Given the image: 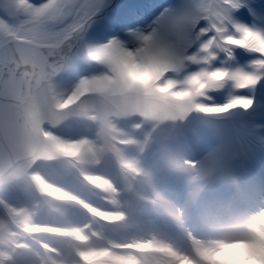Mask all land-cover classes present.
Returning <instances> with one entry per match:
<instances>
[{"label": "clouds", "instance_id": "clouds-1", "mask_svg": "<svg viewBox=\"0 0 264 264\" xmlns=\"http://www.w3.org/2000/svg\"><path fill=\"white\" fill-rule=\"evenodd\" d=\"M110 3L0 0V264H264V196L234 173L213 191L184 149L194 121L253 106L264 12L181 0L94 40Z\"/></svg>", "mask_w": 264, "mask_h": 264}, {"label": "bare ground", "instance_id": "bare-ground-1", "mask_svg": "<svg viewBox=\"0 0 264 264\" xmlns=\"http://www.w3.org/2000/svg\"><path fill=\"white\" fill-rule=\"evenodd\" d=\"M35 1L33 0V2ZM180 2L181 0H111L110 5L101 13L105 17V22L93 25L89 35L95 36L101 33V37H103L104 32H107L108 29L114 32L117 30L116 26L122 24L124 27L129 24L131 26L146 25L154 16L150 17L144 14L153 11V9L157 10L154 6L156 3L162 9L167 5H178ZM257 3L258 0H253L255 11L264 12L255 6ZM127 6L139 7V14H132L128 11ZM113 7L115 8L113 9ZM250 17V15L244 16L242 21L246 22L245 19H250ZM111 35H108L106 39ZM91 38L94 39V37ZM249 60L240 58L238 64L244 65ZM248 92V90H242L239 94L250 96ZM251 93L254 96H251L254 102L262 101L264 99V82L259 84ZM211 95L216 96L217 93L214 92ZM225 100L226 95L221 100L214 99L212 103H209L213 106H222ZM249 110L245 112L242 109H235L218 116L209 117L198 123L194 121L187 133L184 149L193 159H202L205 164L211 161L216 165L213 168H216V172L212 175V182H210L213 191L223 194L230 193L231 189L225 183L224 176L226 173H234L244 188L243 194L249 200L255 201V199L250 198V195L257 198L264 196V143L260 142L261 139H264V122L257 118L253 119L250 128L247 124V118L242 120L229 118L235 112L249 114ZM261 116L264 117V111ZM161 177L160 189L169 188L170 191L166 193L172 194L171 196L178 195L182 192L179 188L184 189L186 187L182 182L179 184L178 178L182 176L163 175Z\"/></svg>", "mask_w": 264, "mask_h": 264}, {"label": "snow or ice", "instance_id": "snow-or-ice-1", "mask_svg": "<svg viewBox=\"0 0 264 264\" xmlns=\"http://www.w3.org/2000/svg\"><path fill=\"white\" fill-rule=\"evenodd\" d=\"M255 6L261 8L262 10H264V0H258V3ZM127 7H128V11L131 12L132 14H137L138 15L139 12H140V8L139 7H133V6H127ZM101 13L92 16L91 21H90V23H92V25H99V24L105 22V17L103 15H101ZM122 28H124V26L123 25H119L118 26V31H121ZM114 35H117V34L114 33L111 36H114ZM245 107H247V104H245Z\"/></svg>", "mask_w": 264, "mask_h": 264}, {"label": "rangeland", "instance_id": "rangeland-1", "mask_svg": "<svg viewBox=\"0 0 264 264\" xmlns=\"http://www.w3.org/2000/svg\"><path fill=\"white\" fill-rule=\"evenodd\" d=\"M244 116L247 118V114H244Z\"/></svg>", "mask_w": 264, "mask_h": 264}]
</instances>
